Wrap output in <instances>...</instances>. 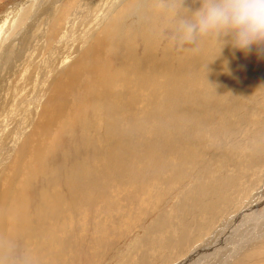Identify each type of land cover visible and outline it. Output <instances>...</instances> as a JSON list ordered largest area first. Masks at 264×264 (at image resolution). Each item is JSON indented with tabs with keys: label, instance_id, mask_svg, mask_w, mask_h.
Listing matches in <instances>:
<instances>
[{
	"label": "bare ground",
	"instance_id": "obj_1",
	"mask_svg": "<svg viewBox=\"0 0 264 264\" xmlns=\"http://www.w3.org/2000/svg\"><path fill=\"white\" fill-rule=\"evenodd\" d=\"M117 1L111 0L106 6L108 1L102 4L101 1L95 0L93 6L91 1L87 0V5L81 6L80 11L71 16L65 25L62 23L65 21V16L67 13L70 16L73 12L71 14L67 7L63 8L64 15L58 13L46 30L40 32L37 30L36 40L30 38L31 34L29 38L22 37L20 39V41L23 39L22 46H19V50L12 55L5 53L7 46L3 48L4 54L1 63L8 56L9 65L6 69L7 73L4 77H0V102L2 99L5 102V97H7L10 76L22 67V63L29 61L33 63L36 58L34 53L49 44L48 59H44L47 64L36 66L32 88L29 91L33 95L32 101L26 102L25 100L19 106L20 109L26 104L29 115L26 118L22 115L25 120L16 127L13 135L4 133L8 128L5 130L2 121H0V264H18L16 260L13 261L9 257L6 244H10L8 242L9 235L11 236L13 233L11 239L15 237L14 232L8 230L11 221L15 219L19 223V226L15 224L18 228L16 230L20 232L16 239L22 237L24 247L27 244V247L30 246L31 249L30 251L24 249L20 253L17 252L20 258L17 254L14 256L25 264L29 256L33 257L35 264L43 262L55 264V258L56 260L58 258V249L53 244L57 245V232L60 229L69 230L75 226V224L71 225V220L60 221L58 216L72 208L80 214L83 213L85 209L81 207V202L86 199L82 200L79 196L87 186L95 183V178L122 184L135 176L140 165L149 163L151 166H155L153 164L155 158H151L152 140H145L148 136L152 139L153 126L151 124L154 116L169 117L175 111L173 117H177L182 128L185 117H188L189 121L202 119L201 121L206 123L207 112L199 111L197 106L200 100L210 99L212 91L203 86L209 83L218 84L220 86L218 96L223 97L225 91L217 79L225 72L226 60L232 55L231 50L219 52L211 57L208 51V46L212 43L210 40L205 39L194 46L186 45L183 48L174 49L175 44L172 46V42L170 40L166 42L164 37V46L160 55H157L155 48L159 40L162 39L161 31L163 30L166 35L169 28L172 29L173 26L169 16L161 8L163 0L158 2L159 4H153L154 2L151 0H142L141 2L119 0V4ZM134 5H137L136 11L133 10ZM97 6L100 7L97 8ZM158 9L160 10L158 11ZM130 13L136 16L137 29L135 31H129L130 27L124 25L126 16L130 17ZM165 17L166 20L169 19L168 23L165 22L163 28L157 27V19ZM132 21L134 23V20ZM158 22L162 24L159 20ZM130 23L128 22V24ZM130 26L132 27V25ZM32 41L33 44H31ZM222 46L223 44H221V48ZM226 47L228 45L223 49ZM107 54L111 58H107ZM235 58L238 72L234 79L236 85V90L233 93L234 99H240L237 106H245V101H249L247 98L252 94H258L263 88L257 69L263 60L259 59L255 52L246 55L237 51ZM197 68L198 70H196ZM188 72L192 74L187 81L188 88L193 89V94L185 98L174 97L170 94V90L183 82ZM32 76L33 70L28 77L32 78ZM261 85L262 87L259 88ZM221 102L224 101L221 100ZM160 103L164 104L158 107L157 105ZM68 105L73 108L72 113L74 110L76 111L73 118L67 114ZM188 105L193 107L191 112L187 111ZM15 109L16 106L13 111ZM223 110L231 113L233 109L224 106ZM7 116L4 115L6 118ZM72 119H78L83 124L85 133L83 147L75 146V154L71 157V162H69L70 160L67 162V157L64 156L61 158L62 165L57 162V165L45 167L43 172L42 165L50 146L48 140L52 138L54 129H61L66 133L73 134L72 130L66 129L67 126H70ZM220 121L223 124V120ZM11 122L12 126L14 121ZM127 122H129V127L126 125ZM104 123L107 128L102 126ZM197 127L196 124V129ZM140 128L143 130L142 134H145H143L145 144L142 151H137L133 150L134 138L132 134L140 131ZM103 129L112 135L103 136L100 134ZM209 132V129L204 126L203 136L199 138H209ZM90 143L93 150L89 149ZM175 148L178 152L181 150L179 145H175ZM88 151L92 153L90 163L85 155V152ZM49 154H52L50 150ZM53 156L51 155L52 160ZM63 160L66 165H63ZM186 160L187 158L181 157L176 161L173 157L171 165H177L179 168V164H185ZM34 164L37 166L34 167ZM44 165L46 166V163ZM126 165L127 167H125ZM124 169H127L126 176H124ZM39 179L43 183H40L41 188L36 191L38 204L34 205L32 209L29 208L31 211L25 212L23 191L30 189L29 187H34V190L37 186L33 182H39ZM58 182H61L65 190L68 191L67 193L70 194L71 203L64 199L63 194L59 196L60 189L55 187ZM75 187L82 188V190ZM149 192L156 193V189L153 187ZM255 194L252 196L254 203L245 205L242 210L243 215L240 213L239 216L248 218L259 215L260 204L264 200L258 193L257 196ZM144 195L142 194L140 204L144 202ZM254 205L256 206L253 207ZM54 208H58L60 212L55 214ZM50 215L59 223L54 221L45 223L40 219V217L47 218ZM25 218L35 219V224L31 225L25 221ZM243 226L245 225L241 222L238 223V227ZM41 230L44 234L49 235L47 241L51 245L50 253H47L45 257L41 255L40 249ZM229 230L233 236H227L228 238L223 240L219 246H214L216 242L210 244V240H206L207 242L203 243L207 244L205 248L200 251L199 248L203 246L201 247V244L195 246L196 250L191 256L188 259L180 260L177 264H207L202 259V262L197 263V259L204 255L205 250L220 252V262L222 258H225L221 264H264V229L255 231L239 229L240 233L247 234L248 237L244 242L234 243L235 245L233 242L237 230ZM241 236L238 238L240 239ZM19 243L21 244V242Z\"/></svg>",
	"mask_w": 264,
	"mask_h": 264
},
{
	"label": "rangeland",
	"instance_id": "obj_2",
	"mask_svg": "<svg viewBox=\"0 0 264 264\" xmlns=\"http://www.w3.org/2000/svg\"><path fill=\"white\" fill-rule=\"evenodd\" d=\"M86 1L0 0V77H4L9 65L8 56L1 63L4 54L3 48L7 46L5 53L8 55L14 54L23 44V39L20 41L22 37L29 38L32 35L30 38L36 40L37 30L39 32L46 30L48 25L53 23L51 20H54L55 15L58 13L64 15L63 8L66 9L67 7L69 13L73 12V14L71 13L72 15L69 14L70 16H68L67 13L65 21L62 22L65 25L71 16L80 11L81 6L87 5ZM90 1L94 6L95 0ZM107 1L106 6H108L111 0H99L102 4ZM137 1L141 2L142 0ZM151 2L159 4L161 0H151ZM68 3L71 5L69 4V6ZM99 7L97 6V8ZM135 7L137 5H134L133 10H135ZM184 7L186 8L181 9V13H186L187 8L195 10L199 7V0H185ZM60 8L62 9L59 11ZM126 17L124 25L130 27L129 31H135L137 29L136 16L130 13V17ZM169 18L173 23L172 17L169 16ZM132 20H134V23ZM158 20L162 24H159ZM168 20V18L166 20V17L158 18L156 21L157 27L163 28ZM79 22L78 20V24ZM128 22L131 23L128 24ZM78 24L74 23L76 26ZM130 25L134 26V29ZM170 32V28L166 35L163 30L161 31L162 39L159 40L155 48L157 55H160L164 46V37L166 42L170 40ZM33 41L31 44H33ZM221 44L222 42H212L208 46V51L211 57L222 51L231 50L232 52V55L226 60L225 72L217 79L225 92L223 97L218 96L220 91L218 84L209 83L203 86L204 88H210L212 91V97L208 100H200L197 106L199 111L204 110L207 112L206 123L202 122V119L189 121L187 120L188 117H185L182 128L177 121V117H173L175 111L169 117L154 116L151 124L153 126L152 139L148 136L145 140H152L153 153L151 158H155V163H153L155 166H151L149 163L140 165L135 176L130 181L122 184L121 182H106L95 178V183L87 186L86 190L79 196L82 200L86 199L81 202V207L85 209L83 213L80 214L72 208L70 211L66 210L63 215L58 216L60 221L71 220V225L75 224V226L69 230L60 229L57 232L58 242L57 245L53 244L58 249V258L57 260L55 258V264H177L180 260L188 259L199 244H201V247L203 246L199 248L200 251L205 248L207 244L204 245L203 243L207 242L206 240H210V244L216 242L214 246H219L223 240L232 235L229 229L237 230L233 244L244 242L248 237L247 234L240 233L239 229H252V231L264 229V201L260 204L261 212L259 215L248 218L239 216L245 205L251 202L254 203L252 196L255 193L257 196V193L263 191L259 195L264 200V60L257 67L263 88L258 94H252L251 97H248L249 101H245V106H237L236 104L240 99L235 100L233 94L236 90L234 79L238 72V64L235 58L237 51L232 49L230 45L221 51ZM48 47L49 44L37 50L34 53L36 58H34L33 63L30 61L22 63V67L10 76V90L7 89L5 102L3 99L0 102V121H2L5 130L8 128L4 132L8 133L6 135H13L16 127L24 122L26 116L29 115L26 104L20 108L21 110L19 106L25 100L26 102L32 101L33 95L29 91L32 88L36 66L47 64L44 59H48ZM177 48L178 46L174 45V49ZM106 57L111 58L108 54ZM205 63L206 61L203 62V67ZM32 70L33 76L31 78L28 75ZM191 75L188 72L185 80L172 88L170 94L178 98L192 95L193 89H189L187 83ZM249 75L251 77V74ZM12 88L14 89L12 90ZM163 104L160 103L157 106L161 107ZM15 106L16 109L13 111ZM224 106L233 109L232 112L229 113L223 110ZM91 108L94 109L92 106ZM192 108L191 105H188L187 111L191 112ZM72 110L73 108L68 105L66 111L71 118L76 113L75 110L72 113ZM4 115H8L7 118ZM221 119L223 124L220 121ZM11 121H14L12 126ZM126 125L129 127V122ZM102 126L106 127V123ZM204 126L209 129L210 135L209 138L201 137L200 139L199 137L203 136ZM66 129L68 131L72 130L73 134L71 132L66 133L61 129H54L52 140H48L50 146L42 165L44 167L43 172L45 167H51L58 163L62 165L61 158L64 156L67 157V162L69 160L71 162V157L75 154V146L83 147L85 133L82 122L78 119H72L70 126H67ZM142 132L143 130L140 128V131L138 130L132 134L134 138L133 150H143L145 143L143 140L144 133L142 134ZM100 134H103V136L112 135L105 132V129ZM175 145L180 146L181 150L179 152L176 150ZM89 149H92L91 143ZM49 150L52 154H49ZM183 152L184 154H182ZM51 155H54L53 160ZM85 155L90 163L92 160L91 151L85 152ZM173 157L176 161L181 157L187 158V160L185 164H179L178 168L177 165H171ZM89 163L88 165H90ZM63 165H66L65 161ZM35 166L37 164H34ZM70 169H72V166H70ZM126 170L124 169V176H126ZM33 183L37 186L34 190V187H29L30 189L23 191L25 195L23 209H25V212L31 211L32 207L34 208V205L38 204L36 191L41 188L40 183H43V181L39 179V182ZM55 187L60 189L59 196L63 194L65 200L69 203L72 202L70 194L67 193L68 191L65 190L61 182H58ZM79 187L75 188L82 190ZM153 187L156 189V193L149 192ZM142 194H145V199L140 204ZM53 212L58 214L60 210L54 208ZM40 219L45 223L53 221L59 223L51 215L47 218L40 217ZM25 221L31 225L35 224V219L25 218ZM239 222L245 225L244 228L238 227ZM15 224L19 226L17 219L11 221L8 227V230L14 232L15 236L11 239L13 233L11 236L9 235L8 242L10 244L6 243L8 254L18 264H25L19 260V253L24 249L30 251L31 247H27V244L24 247L22 237L16 239L20 232L16 230ZM222 228L225 231L222 232ZM219 229L221 230L219 231ZM216 230L221 233H217ZM240 235L242 236L239 239ZM47 237L49 235L44 234L41 230L40 249L41 255L44 257L47 253H50L51 245H49ZM214 239L215 241H213ZM11 247L13 251H16L13 252ZM214 249L216 250V248ZM15 254L19 258H16ZM220 258V252L205 250L204 255L197 259V263L204 260L207 264H221L225 258H222L221 262ZM215 259L217 260L215 261ZM33 261V257L29 256L26 264H35ZM42 264L47 263L43 262Z\"/></svg>",
	"mask_w": 264,
	"mask_h": 264
},
{
	"label": "clouds",
	"instance_id": "obj_3",
	"mask_svg": "<svg viewBox=\"0 0 264 264\" xmlns=\"http://www.w3.org/2000/svg\"><path fill=\"white\" fill-rule=\"evenodd\" d=\"M185 0H163L172 17L170 41L178 47L210 40L264 60V0H199L195 10L181 13Z\"/></svg>",
	"mask_w": 264,
	"mask_h": 264
}]
</instances>
